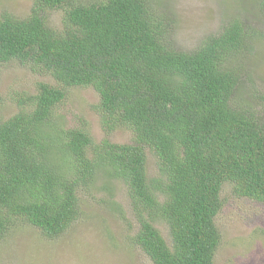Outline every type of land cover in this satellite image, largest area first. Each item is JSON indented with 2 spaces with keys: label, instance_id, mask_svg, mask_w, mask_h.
Wrapping results in <instances>:
<instances>
[{
  "label": "trees",
  "instance_id": "16d2710c",
  "mask_svg": "<svg viewBox=\"0 0 264 264\" xmlns=\"http://www.w3.org/2000/svg\"><path fill=\"white\" fill-rule=\"evenodd\" d=\"M31 1L25 17L0 13V62L18 60L54 83L38 82L0 116V240L19 223L56 238L80 218L82 191H107L113 203L121 183L139 223L130 239L153 264H215L223 186L264 202V122L238 97L230 65L257 32L234 17L183 50L154 0ZM51 10L62 11L60 27L48 23ZM78 86L98 94L100 140L58 108ZM119 128L130 142L110 139Z\"/></svg>",
  "mask_w": 264,
  "mask_h": 264
},
{
  "label": "rangeland",
  "instance_id": "374dc122",
  "mask_svg": "<svg viewBox=\"0 0 264 264\" xmlns=\"http://www.w3.org/2000/svg\"><path fill=\"white\" fill-rule=\"evenodd\" d=\"M258 0H154L153 5L166 15L172 26V39L177 47L192 50L210 33L217 32L229 19H243L255 35L253 47L233 58L231 67L240 75L238 97L256 107L264 122V13ZM31 0H0V13L27 16ZM48 23L62 25V11L47 12ZM52 82L45 71L23 65L12 59L0 62V116H10L17 107L15 99L37 91L38 82ZM98 101L92 87H73L60 107L69 125L86 120L95 140L105 136L99 116L91 107ZM80 123V121H79ZM115 142H130V131L119 128L109 134ZM148 169L155 171L154 160L148 157ZM100 185V184H99ZM113 203L104 200L109 193L93 190L81 192V216L63 234L48 238L31 225L19 223L0 240V264H153L152 260L130 237L139 223L131 211L126 187L115 183L110 189ZM223 207L216 217L221 243L215 253V264H264V202L237 196L231 185L222 189ZM111 199V197H109ZM122 211V212H121ZM170 243L168 227L157 224Z\"/></svg>",
  "mask_w": 264,
  "mask_h": 264
}]
</instances>
